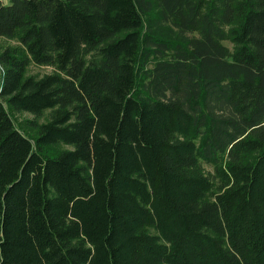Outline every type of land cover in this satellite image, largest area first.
<instances>
[{"label":"trees","instance_id":"1","mask_svg":"<svg viewBox=\"0 0 264 264\" xmlns=\"http://www.w3.org/2000/svg\"><path fill=\"white\" fill-rule=\"evenodd\" d=\"M0 38V264H264V0H0Z\"/></svg>","mask_w":264,"mask_h":264},{"label":"rangeland","instance_id":"2","mask_svg":"<svg viewBox=\"0 0 264 264\" xmlns=\"http://www.w3.org/2000/svg\"><path fill=\"white\" fill-rule=\"evenodd\" d=\"M7 2V0H5ZM159 27L161 30L170 35L174 36L176 34H179L180 31L178 30V27L174 26L170 21H167L166 19H163L162 21L158 22ZM183 31V30H181ZM184 36L190 35L189 32L183 31L182 32ZM194 34V33H192ZM17 42L14 39H5L0 38V48L5 45H16ZM222 44L226 45L227 47H231L230 43L227 40H223ZM84 59L86 62L88 61H97L99 59V55L97 54L96 50H92L84 55ZM55 69L52 65L47 64H35L31 61L28 62L24 75L25 76H33V77H40L41 75L45 73H51ZM50 109L43 110L39 115H33L28 112L24 111H13L9 110V115L11 116L14 124L16 127L21 130L24 134H26L28 137L33 138L34 134H36V127L38 124L47 121L48 115H49ZM52 147V149L55 150H62V149H71L70 145L67 144H55L54 146L49 145ZM200 169L204 174H207L208 176L212 174V168L209 164H206L204 162L199 163ZM209 197L208 195L206 196ZM149 232H152V229H148Z\"/></svg>","mask_w":264,"mask_h":264},{"label":"crops","instance_id":"3","mask_svg":"<svg viewBox=\"0 0 264 264\" xmlns=\"http://www.w3.org/2000/svg\"><path fill=\"white\" fill-rule=\"evenodd\" d=\"M3 3H5L6 1L5 0H1Z\"/></svg>","mask_w":264,"mask_h":264},{"label":"built area","instance_id":"4","mask_svg":"<svg viewBox=\"0 0 264 264\" xmlns=\"http://www.w3.org/2000/svg\"><path fill=\"white\" fill-rule=\"evenodd\" d=\"M0 70H1V67H0Z\"/></svg>","mask_w":264,"mask_h":264}]
</instances>
